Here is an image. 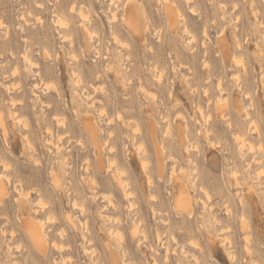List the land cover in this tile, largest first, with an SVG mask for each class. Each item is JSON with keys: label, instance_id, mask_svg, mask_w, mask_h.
Here are the masks:
<instances>
[{"label": "rangeland", "instance_id": "374dc122", "mask_svg": "<svg viewBox=\"0 0 264 264\" xmlns=\"http://www.w3.org/2000/svg\"><path fill=\"white\" fill-rule=\"evenodd\" d=\"M0 182V264H264V0H0Z\"/></svg>", "mask_w": 264, "mask_h": 264}, {"label": "bare ground", "instance_id": "6f19581e", "mask_svg": "<svg viewBox=\"0 0 264 264\" xmlns=\"http://www.w3.org/2000/svg\"><path fill=\"white\" fill-rule=\"evenodd\" d=\"M164 11H165V15H166V17L168 19V22H169L170 26L175 28L178 25V23H179V21H178V19H179L178 15L179 14L177 15L175 10H174V8L172 6H170V5H165L164 6ZM79 14H80V19L83 22H86V18L87 17L85 16V13L81 12ZM124 16H125V21H126L127 27L131 28V30L135 34L139 33L138 31H139V26L141 25V21H140V19L137 16L134 15L133 10L130 8V10L126 11V14ZM26 60H28V59L26 58ZM221 109H222L221 107H217L218 113H219V111H221ZM236 109H237V111H241L240 110V105L237 104L236 105ZM87 132H88V136H89L92 144L94 145L95 152L98 154V162L101 164V159H100L101 158L100 157V152L101 151H100V145H99V141H98L97 131L90 124L87 127ZM151 132L154 133V130L152 129ZM178 138L180 139V141H182V133H181L180 130H178ZM181 145H183V144L181 143ZM156 155H157V159H158V168H159V170L162 171L163 170L162 161L160 160L161 159V152L159 150H156ZM37 163H39V162H37ZM53 177H54V175H53ZM179 184H180V189H179V193H178L176 199L174 200V209H175L176 213H178V214H186V215H189V217H191L190 215H192V212H193L191 195H190V193H189V191L186 188V185L184 183L180 182ZM5 196H6V191H5L4 187L2 186V183L0 182V200L3 199ZM127 196H130V195H127ZM76 207H78V206H76ZM116 220H118V219L116 218ZM24 227H25V229H26L25 231L28 234L31 242L33 243V246L35 247V249L38 250L42 254L45 253V251L47 249L46 248V245H47L46 243L47 242H46V240L44 238L42 228H40L39 225L37 223H34V222H27V223L24 224ZM159 238L160 237H158V239ZM172 239H173V236H172ZM191 243H193V241H191ZM196 244H197V242H196ZM111 258H112L111 263L112 264H117V262L114 261V258L112 256H111ZM154 264H156V263H154Z\"/></svg>", "mask_w": 264, "mask_h": 264}]
</instances>
